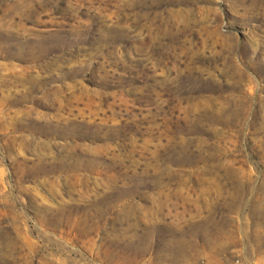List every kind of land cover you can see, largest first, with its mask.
<instances>
[{"label": "rangeland", "instance_id": "1", "mask_svg": "<svg viewBox=\"0 0 264 264\" xmlns=\"http://www.w3.org/2000/svg\"><path fill=\"white\" fill-rule=\"evenodd\" d=\"M0 264H264V0H0Z\"/></svg>", "mask_w": 264, "mask_h": 264}]
</instances>
